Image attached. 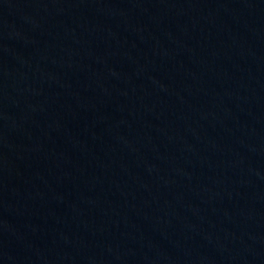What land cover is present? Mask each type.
Instances as JSON below:
<instances>
[{"label":"water","instance_id":"water-1","mask_svg":"<svg viewBox=\"0 0 264 264\" xmlns=\"http://www.w3.org/2000/svg\"><path fill=\"white\" fill-rule=\"evenodd\" d=\"M0 264H264V0H0Z\"/></svg>","mask_w":264,"mask_h":264}]
</instances>
